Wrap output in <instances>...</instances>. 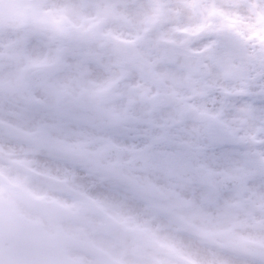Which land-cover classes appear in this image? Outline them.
Returning <instances> with one entry per match:
<instances>
[{
    "label": "clouds",
    "instance_id": "9594fccd",
    "mask_svg": "<svg viewBox=\"0 0 264 264\" xmlns=\"http://www.w3.org/2000/svg\"><path fill=\"white\" fill-rule=\"evenodd\" d=\"M0 264H264V0H0Z\"/></svg>",
    "mask_w": 264,
    "mask_h": 264
},
{
    "label": "snow or ice",
    "instance_id": "6c2138e0",
    "mask_svg": "<svg viewBox=\"0 0 264 264\" xmlns=\"http://www.w3.org/2000/svg\"><path fill=\"white\" fill-rule=\"evenodd\" d=\"M64 21H65V17L61 12L59 14L53 15L48 22L51 24L54 30L63 31ZM125 223H127V221H125ZM201 227L205 229L207 228L214 229L220 235L232 236L234 239H240V240L243 239L235 236V234L232 232V228L228 226V222L223 217H218L214 220L211 218H206L202 221Z\"/></svg>",
    "mask_w": 264,
    "mask_h": 264
}]
</instances>
